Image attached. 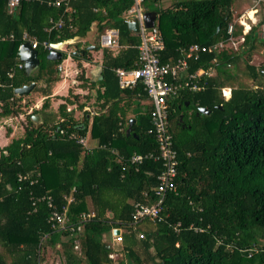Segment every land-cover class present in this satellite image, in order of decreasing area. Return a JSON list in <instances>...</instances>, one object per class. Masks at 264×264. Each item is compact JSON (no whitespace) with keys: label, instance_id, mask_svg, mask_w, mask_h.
Returning a JSON list of instances; mask_svg holds the SVG:
<instances>
[{"label":"trees","instance_id":"trees-1","mask_svg":"<svg viewBox=\"0 0 264 264\" xmlns=\"http://www.w3.org/2000/svg\"><path fill=\"white\" fill-rule=\"evenodd\" d=\"M6 2L0 0V116L25 111L32 101L18 96L15 88L32 81V91L43 95V102L26 115L23 134L0 152V264H42L52 251L62 255L61 264H113L112 250L102 239L112 226L121 228V248L129 264H264V60L250 62L255 49L264 46V3L237 49L201 51L188 59V73L204 68L213 74L193 80L200 88L181 91L170 104L168 130L178 160L175 190L165 193L160 219L143 220L151 224L143 229L141 223H131L133 205L156 202L161 162L128 159L134 153L158 151L149 132L152 106L135 112L127 134L129 118L120 102L146 99L147 94L140 82L121 87L114 73L116 67L139 65L140 37L128 29L123 16L133 0H72L73 12L40 0H20L9 11ZM157 2L144 0V6L157 12L163 63L182 57L193 44L209 47L229 36L233 0H179L166 8ZM59 19L62 24L52 27ZM109 28L118 30L121 48L115 54L102 50V77L96 82L102 91L97 89V97L107 109L94 115L90 126L88 111L82 119L65 104L53 111L50 95L60 80L57 67L67 55L48 59L50 49L42 42L79 38L74 51H84H73L72 58L81 68V60L91 59L89 46H99L100 35ZM242 33L243 26L234 24L233 35ZM23 34L38 42L40 62L31 75L16 67ZM241 59L251 86L232 84L235 77L229 68ZM10 69L12 77L7 75ZM77 78L83 87L95 83L83 69ZM226 86L228 98L222 94ZM64 99L78 108L84 105L72 88ZM199 107L210 112L202 113ZM36 112L43 117L39 127L30 119ZM87 131L96 146L86 148L69 137ZM113 147L117 154L111 153ZM46 195L57 211L65 210L73 228H57ZM84 213L91 216L82 220Z\"/></svg>","mask_w":264,"mask_h":264},{"label":"built area","instance_id":"built-area-1","mask_svg":"<svg viewBox=\"0 0 264 264\" xmlns=\"http://www.w3.org/2000/svg\"><path fill=\"white\" fill-rule=\"evenodd\" d=\"M45 1L48 5L64 6L66 11H74L71 7L72 0H40ZM20 2V0H7L6 6L9 11H12ZM252 5L246 11V15H240L228 24L227 33L229 36L220 40L213 45L200 46L198 44L191 45L184 55L175 61L163 63L160 61L159 52L164 48L162 35L154 24L152 27H146L144 24V0H133L132 5L124 13V17L134 18L138 23L137 34L140 37L139 49V65L135 68L126 69L123 67L114 68V73L118 84L121 87L132 88L138 82L143 85V89L147 94V99L151 104V119L152 125L149 132L154 136L157 143V153H134L128 159L131 163H140L145 158L159 159L161 162V171L157 176L158 184L155 189V194L158 196L153 204H144L142 202H135L133 211L131 213V223L134 225L140 224L143 220L160 219V210L164 202V195L167 191L175 190V177L177 174V154L172 143V136L168 130V112L171 102L179 96L183 90L195 91L200 88L193 80H198L201 75L211 76L212 69L199 68L193 73H188V59L191 57L197 58L201 51L213 50L219 51L221 49L232 47L237 49L241 42L244 41V34L251 28L252 24L257 23L258 5L264 3V0H252ZM251 13V15H250ZM257 17V18H256ZM239 23L243 26V33L239 36H234V24ZM62 20L59 19L53 22L52 27L60 26ZM51 27V28H52ZM261 36L264 38V22L260 28ZM25 41L30 43L32 48H36L38 42L35 37H28L26 34L22 36ZM43 48L51 49L52 45L46 41L42 42ZM99 45L109 49H117L120 47L118 42V30L109 28L99 37ZM17 68L23 67L22 62H17ZM58 70H62V66H58ZM14 69L7 72L8 77H12ZM3 86V83H0ZM223 97L230 96V87L222 88ZM72 106H68L67 110H71ZM69 137L76 139V141L87 148V138L84 135L71 133ZM111 153L117 154L115 148H111ZM119 159H122L119 156ZM19 178H24L20 176ZM47 204L52 207L51 219L57 223L58 229H65L67 227L73 228V225L68 222L65 210L59 212L52 204L51 197L46 195ZM91 216L89 213L82 215V220H86ZM142 237V234H139ZM116 240L121 241L120 233L115 235ZM36 264H40L39 262Z\"/></svg>","mask_w":264,"mask_h":264},{"label":"crops","instance_id":"crops-1","mask_svg":"<svg viewBox=\"0 0 264 264\" xmlns=\"http://www.w3.org/2000/svg\"><path fill=\"white\" fill-rule=\"evenodd\" d=\"M165 1L167 2V4L163 6L162 3ZM178 1L179 0H158V2L156 4L158 5L159 8H166V7L173 5L174 3L178 2ZM145 9H146V11L147 10H153V9H149L146 7H145ZM123 16H124V14H123ZM128 18L124 17L125 20ZM156 22H157V17L155 20V24H156ZM94 25L95 24H93V26H92L91 33H93V31L95 29ZM131 32H133V31H131ZM133 33L137 34V32H133ZM79 40L80 39L77 38L74 42H71V43L74 44L75 42H77ZM81 42L84 43L85 39L81 40ZM71 43L65 44L64 46L71 45ZM20 45L18 46V51H19ZM90 46L93 47L92 49H96L98 56L96 59H94L92 61H91V59H90V61L81 60V62H79L81 64V68H79L78 62L72 58V53L74 50H72L70 53H66V51L62 50L63 47L61 48L62 55H63V52H65L67 55L66 58H64L59 63V65L62 66L61 71L63 72V75L61 78V73H60L61 71L58 70L59 75H60V80L55 82V84L52 87V93L50 95V99H51L50 107L55 112L58 111V107L60 105L65 104L66 109L68 106H72L71 110L73 111V115L76 119H82V117L84 115V111H88L89 112V114H88V117H89V121H88L89 124L88 125L89 126H90V123H91L94 115H97V114H99V113H101L107 109V107L103 108V109L101 108V104H100L101 101L97 97V89H101L100 91H102V88H100L99 85L96 83L102 77V73H101V71H102V54H103L102 50H103V48H106V47H102L100 45L96 46L95 44H92ZM120 48L121 47H119L117 49H110V50L115 54V53H117V51ZM92 49H89V50H92ZM74 52H76V51H74ZM78 54H80V53H78ZM47 55H48V53H47ZM17 59H18V62L23 63V61L20 59L19 53L17 54ZM23 67H24V63H23ZM36 69L33 72H35ZM81 69H83V74L87 79L95 82L91 88L81 86V80H79L77 78V74L80 72ZM32 73H30L29 75H31ZM64 76H65V78H63ZM70 78H72V80H74L73 82H76V80H77V85L74 88L73 93L78 95V103L84 102V105L82 108H78L76 102L75 103H66V100L64 99V97L68 94V91L70 89L69 88V86H70L69 81L71 80ZM32 82H35V81H32ZM25 85H28V84H25ZM35 85H36V82H35ZM33 87L27 94H24V96L27 95L28 96L27 98L32 101V103L25 109L24 112H22L21 114H18L16 116H9V117L0 116V152L12 140V138L19 137L23 134L25 127L28 125L26 115H28L33 109H39L41 107L42 102H43V95L39 94L38 92L32 91ZM226 87H228V86H226ZM34 94H36V95H34ZM18 96H20V95H18ZM138 99L124 98L120 102L121 104H125L126 117L129 118V120L127 122V124H128L127 128L128 127L132 128L131 125H132L133 120H134L133 117H134L135 112L137 110L145 111L147 106L150 105V102L147 98L146 99H139V100ZM22 101H24V99ZM36 114H38L39 117L37 118V121H34L33 117L36 118V116H34ZM30 119L36 127H38L37 126L38 123H39V126H41L43 123V117L39 112L32 113L30 115ZM13 120H16V122H13ZM85 136L87 138V145L89 147H93V146L97 145V140L90 136L89 131H87ZM92 141H94V143H92ZM108 215H110V213ZM114 228H118L119 233H121L120 227L112 226L111 230L107 233H104L103 238H102L103 241H105L106 238H109L106 235L108 233H110V235H111L110 238L112 240V243H108L105 241L106 243H108V247H110V248H111V245L113 244L114 240H116L115 235L112 232V230ZM114 255H116V253L114 251H112L110 256L114 257Z\"/></svg>","mask_w":264,"mask_h":264},{"label":"rangeland","instance_id":"rangeland-1","mask_svg":"<svg viewBox=\"0 0 264 264\" xmlns=\"http://www.w3.org/2000/svg\"><path fill=\"white\" fill-rule=\"evenodd\" d=\"M252 3H253L252 0H233L232 16L234 17V19H236L240 15H246L245 13L247 10L250 9ZM166 4H167L166 1L162 3L163 6ZM256 15L258 17V13ZM62 50L66 51V53H70L72 50H75V46L74 44L71 43V45L64 46ZM89 56L91 58V61L96 59L98 56L96 49L89 50ZM263 60H264V46H261V47L258 46V48L255 49L250 62L257 65ZM229 70L235 77L232 81L233 85H238L239 83H241L246 86H251L253 84L251 79L245 73L244 63L242 59L239 60L237 64L232 65L229 68ZM60 73H61V78H62L63 72L61 71ZM63 78H65V76ZM70 79L71 80L69 81V85H70L69 88H72L74 90V88L77 85V80L76 82H73L74 80H72V78ZM13 122H16V120H13ZM92 143H94V141H92ZM141 225H142L141 228L143 229L146 228L147 226H151V224L146 223V222L141 223ZM106 236L109 238H106L105 241L108 243H112V240L110 238L111 236L110 233H108ZM111 250L116 253L114 257L111 256L113 259V264H129L130 259L128 255L122 250L120 241L114 240L113 244L111 245ZM52 262H54L55 264L62 263L63 262L62 255H60L56 251L48 252L47 254H45V260L42 261V264H50Z\"/></svg>","mask_w":264,"mask_h":264},{"label":"water","instance_id":"water-1","mask_svg":"<svg viewBox=\"0 0 264 264\" xmlns=\"http://www.w3.org/2000/svg\"><path fill=\"white\" fill-rule=\"evenodd\" d=\"M144 16V24L146 27H152L155 24V20L157 17V13L154 10H147L144 12L143 14ZM128 26V29L130 31L133 32H137L138 31V23L134 18L129 17L128 19L125 20ZM219 30V26L216 29V32ZM77 39V37H74L72 39H67V40H63L57 43H53L51 50L48 52L47 58L49 59H60L62 57V52H61V48L68 43L74 42ZM93 47L90 46L89 49H92ZM84 49H80L79 51H77V53H81L83 52ZM19 56L20 59L23 61L24 63V69L25 71L30 74L32 73L38 66H39V57H38V51L35 48H32L30 46V43L28 41H24L20 47H19ZM35 85V82H31L28 85H23L21 87H18L15 89V92L18 95H24L27 94L32 87ZM199 111H201L202 113H209L210 109L206 108V107H199ZM36 116L33 117L34 121H37V118L39 117L38 114L34 115ZM182 115H179V120H182ZM37 126L39 127V123L37 124ZM132 132V128L128 127L126 129V133L130 134ZM114 235H118L119 234V229L118 228H114L112 230Z\"/></svg>","mask_w":264,"mask_h":264},{"label":"bare ground","instance_id":"bare-ground-1","mask_svg":"<svg viewBox=\"0 0 264 264\" xmlns=\"http://www.w3.org/2000/svg\"><path fill=\"white\" fill-rule=\"evenodd\" d=\"M250 15H251V13H250Z\"/></svg>","mask_w":264,"mask_h":264},{"label":"flooded vegetation","instance_id":"flooded-vegetation-1","mask_svg":"<svg viewBox=\"0 0 264 264\" xmlns=\"http://www.w3.org/2000/svg\"><path fill=\"white\" fill-rule=\"evenodd\" d=\"M182 121V120H181Z\"/></svg>","mask_w":264,"mask_h":264}]
</instances>
